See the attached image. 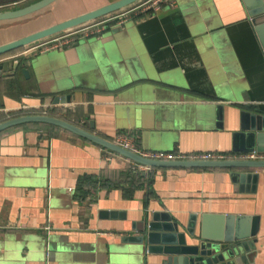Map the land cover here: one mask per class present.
<instances>
[{
	"label": "crops",
	"instance_id": "crops-1",
	"mask_svg": "<svg viewBox=\"0 0 264 264\" xmlns=\"http://www.w3.org/2000/svg\"><path fill=\"white\" fill-rule=\"evenodd\" d=\"M82 1L80 10L57 0L36 21L0 23V46L118 0ZM65 9L74 12L59 15ZM52 39L0 57L18 63L0 75V123L53 110L105 140L131 137L141 153L228 155L239 111H264V55L241 0H174L116 35L43 49ZM50 126L0 133V264H160L162 256L122 243L155 212L180 232L194 215L195 234L203 215L258 217L244 264H264L263 169L249 171L255 192L239 193L232 170H148Z\"/></svg>",
	"mask_w": 264,
	"mask_h": 264
},
{
	"label": "water",
	"instance_id": "water-1",
	"mask_svg": "<svg viewBox=\"0 0 264 264\" xmlns=\"http://www.w3.org/2000/svg\"><path fill=\"white\" fill-rule=\"evenodd\" d=\"M57 0H38L20 8L0 11V23L12 22L27 18L38 13ZM142 0H118L93 11L86 12L63 22L47 27L20 39L0 46V57L61 33L82 27L108 15L120 12ZM257 41L264 55V0H241ZM121 32V28L110 30L111 35ZM112 56V52H108ZM108 56V55H107ZM108 56V60L110 57ZM17 62L0 65V75L15 73ZM27 78V71L22 70ZM69 98L64 101L69 103ZM55 98L53 104H58ZM238 113L237 131L233 133L232 152L264 153V111L245 108ZM221 120L223 106L215 107ZM24 124H46L56 126L91 142L107 151L126 158L146 169H228L235 189L239 193H254L257 173L250 170L264 169V161L241 160H153L141 156L137 152L125 150L111 141L72 125L64 120L51 116H21L0 123V133ZM93 129L92 124H85ZM221 127V125H220ZM242 171V172H239ZM196 217L190 216L185 231L180 232L179 226L173 222L169 214L153 213L146 217L140 228H134L135 235L125 236L123 244L132 245L135 250L144 254L162 256L160 264H244L249 256L250 247L255 242L258 232V217L246 215L212 216L203 215L200 219L199 233L195 234ZM189 238V244L187 238Z\"/></svg>",
	"mask_w": 264,
	"mask_h": 264
},
{
	"label": "built area",
	"instance_id": "built-area-1",
	"mask_svg": "<svg viewBox=\"0 0 264 264\" xmlns=\"http://www.w3.org/2000/svg\"><path fill=\"white\" fill-rule=\"evenodd\" d=\"M174 0H142L120 12L108 15L102 19L86 24L82 27L73 29L64 37L54 38L43 49L59 48L74 42L77 38L98 37L102 32L110 31L115 28H122L124 24L141 16L156 12L164 7H171ZM69 32V31H68ZM117 146L139 153L141 156L153 160H241V161H264V153H235L228 155L216 154H197L190 156L175 155L165 152L141 153L135 149L133 139L124 135H117L112 141ZM264 170V169H263ZM48 228L46 227V230Z\"/></svg>",
	"mask_w": 264,
	"mask_h": 264
},
{
	"label": "rangeland",
	"instance_id": "rangeland-1",
	"mask_svg": "<svg viewBox=\"0 0 264 264\" xmlns=\"http://www.w3.org/2000/svg\"><path fill=\"white\" fill-rule=\"evenodd\" d=\"M73 5L75 6V8H77L78 10H80L81 8H83V1H82V3H81V0H73ZM19 6H21V5H17V6H9V7H7V4L6 5H4V6H1L0 7V11H3V10H5V9H12V8H14V7H19ZM3 7H7V8H3ZM73 8V7H72ZM74 8V9H75ZM76 10V9H75ZM74 12V10H64V11H62V12H60V14L59 15H61V16H63V15H70V14H72ZM37 14V15H36ZM36 14H34V15H31V16H29V17H27V18H31V17H34L33 18V20L32 21H36V20H38V19H40L44 14H40V15H38V13H36ZM70 32H73V31H67V32H64V33H61V34H59V35H57V36H54V37H51V38H60V37H64V36H66L68 33H70ZM51 38H48V39H51ZM30 46V45H29ZM28 47V46H27ZM26 48V47H25Z\"/></svg>",
	"mask_w": 264,
	"mask_h": 264
},
{
	"label": "trees",
	"instance_id": "trees-1",
	"mask_svg": "<svg viewBox=\"0 0 264 264\" xmlns=\"http://www.w3.org/2000/svg\"><path fill=\"white\" fill-rule=\"evenodd\" d=\"M16 52V51H15ZM13 53V52H12ZM31 115H42L41 113H39V112H25V113H19V114H12L11 115V118H17V117H21V116H31ZM49 115L51 116V117H54V118H56L57 116L53 113V110L49 113ZM57 119H61L60 117H58ZM64 120V119H63ZM64 121H66V122H68V120H64ZM70 123V122H69ZM24 125H26V124H24ZM73 125V124H72ZM75 126H79V125H76V124H74ZM46 126H50V125H46ZM50 127H54V128H57L56 126H50ZM80 127V126H79Z\"/></svg>",
	"mask_w": 264,
	"mask_h": 264
}]
</instances>
